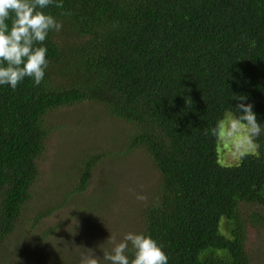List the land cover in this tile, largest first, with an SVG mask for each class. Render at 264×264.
Segmentation results:
<instances>
[{
	"label": "trees",
	"instance_id": "1",
	"mask_svg": "<svg viewBox=\"0 0 264 264\" xmlns=\"http://www.w3.org/2000/svg\"><path fill=\"white\" fill-rule=\"evenodd\" d=\"M63 5L43 9L62 28L38 45L47 48L48 60L41 84L25 77L14 90L0 85V257L8 242L7 258L15 264L51 258V264H71L73 257L61 250L74 245L80 222L68 227L51 216L72 204L74 218L97 212L92 235L102 240V219L119 191L99 179L102 161L141 153L157 184L143 191L147 204L135 199L138 218L124 234L151 236L167 264H264L259 252L250 256L251 242L264 239V0ZM235 96L252 105L261 133L251 137L241 122L248 149L256 151L222 164L220 118H238ZM62 113L65 124L56 122ZM100 117L114 120V137L122 142L111 137L110 146L80 151L69 178L57 174L39 188V162L59 145L62 132L94 126ZM91 185L94 193L82 199ZM43 190L49 200L38 196Z\"/></svg>",
	"mask_w": 264,
	"mask_h": 264
},
{
	"label": "rangeland",
	"instance_id": "2",
	"mask_svg": "<svg viewBox=\"0 0 264 264\" xmlns=\"http://www.w3.org/2000/svg\"><path fill=\"white\" fill-rule=\"evenodd\" d=\"M89 107V106H86ZM67 116L62 113L56 122L65 124ZM234 121L233 117L226 114L221 122V127L218 133L217 152L219 154V161L222 164L237 163L238 158L243 153L255 152V148L248 149L249 142L245 138L244 130H247L243 124H240V128L234 131L231 128V124ZM118 136V128L115 122L111 118L100 117V122L94 126H88L86 128H75L71 131H63L61 135V141L58 146H55L49 151L48 157H45L39 162L40 176L43 178L39 188L42 186H48L51 180L57 178H69L67 172L72 168L75 159L78 157V153L87 148L104 147L103 145H109V138L113 137L116 143L122 142ZM55 140L53 141V143ZM225 151V154H223ZM103 165L98 171L99 179H107L109 183L116 185L119 191L114 196L113 202L107 206L106 215L102 219L103 224L107 231L103 232L102 240L94 237L93 223L90 219L96 213H84L82 216L74 218L70 216V213L76 211L75 205L67 206L66 209L60 210L51 216L52 219L66 223V225L72 226L77 222L73 228V234H75L74 245L67 244L61 250L62 254L66 257H73V264H79L81 253H85L88 249H91L95 256L100 259L102 264H107L103 260V251L111 250V243L108 241L110 236L115 237L117 241H120L124 229H129V225L135 222L138 218L136 204V193H143L144 190L151 188L157 184V173L151 164L146 160L141 153H136L134 156H129L127 159H120L119 162L108 161V157H105L102 161ZM110 184V185H111ZM95 191L94 185H91L90 189L83 192L84 198H89ZM101 194V192L99 193ZM44 195L46 200L50 199V193L43 190L38 196ZM133 200V202H132ZM45 201L44 203H46ZM43 203V204H44ZM101 200H97L93 203L92 209L99 206ZM95 220V219H94ZM25 237L22 236L18 239V242H23ZM6 248L5 254L0 257V264H15L14 259L7 258L9 249L12 250V246L8 245V242L4 245ZM251 248L253 254L250 256L253 258L264 255V239L261 241L259 238H255L251 242ZM51 245L46 247V251H51ZM3 251V249H2ZM258 252L260 254H258ZM36 256V255H34ZM260 258V257H259ZM36 260L38 259L35 258ZM262 259L260 258V261ZM52 258L47 260L45 264H51ZM56 264H60L59 260H54ZM264 262V260L262 261ZM43 264V263H40Z\"/></svg>",
	"mask_w": 264,
	"mask_h": 264
},
{
	"label": "clouds",
	"instance_id": "3",
	"mask_svg": "<svg viewBox=\"0 0 264 264\" xmlns=\"http://www.w3.org/2000/svg\"><path fill=\"white\" fill-rule=\"evenodd\" d=\"M50 5L60 9L64 7L63 0H0V85H10L14 90L25 77L32 78L36 86L41 84L48 60L47 48L38 45L43 44L49 31L59 32L62 28L60 22L43 11ZM9 20L10 26L6 22ZM234 99L240 101L236 106L240 115L232 122L231 128L237 131L241 122H244L248 127L249 135L258 137L261 127L252 105L242 102L246 99L245 96H235ZM212 132L215 134L214 129ZM135 196L138 201L147 204V196L142 193H136ZM108 241L112 245L111 250L103 251L102 257L107 264H167L168 262L162 246L142 232L129 231L120 241L110 236ZM128 252L131 253V259L126 255ZM79 264H100V259L88 249L87 252L81 253Z\"/></svg>",
	"mask_w": 264,
	"mask_h": 264
}]
</instances>
